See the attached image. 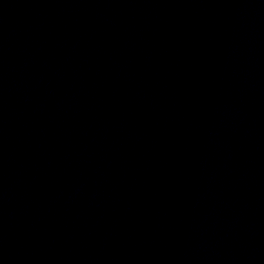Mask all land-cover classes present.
Returning a JSON list of instances; mask_svg holds the SVG:
<instances>
[{"label": "water", "instance_id": "1", "mask_svg": "<svg viewBox=\"0 0 264 264\" xmlns=\"http://www.w3.org/2000/svg\"><path fill=\"white\" fill-rule=\"evenodd\" d=\"M0 264H264V0H0Z\"/></svg>", "mask_w": 264, "mask_h": 264}]
</instances>
